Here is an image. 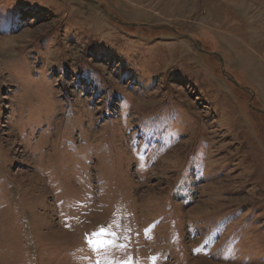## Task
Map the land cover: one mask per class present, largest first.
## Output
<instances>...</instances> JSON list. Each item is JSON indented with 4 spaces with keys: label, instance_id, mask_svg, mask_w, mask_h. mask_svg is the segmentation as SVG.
I'll return each instance as SVG.
<instances>
[{
    "label": "rangeland",
    "instance_id": "1",
    "mask_svg": "<svg viewBox=\"0 0 264 264\" xmlns=\"http://www.w3.org/2000/svg\"><path fill=\"white\" fill-rule=\"evenodd\" d=\"M95 1L0 0V264H264V0Z\"/></svg>",
    "mask_w": 264,
    "mask_h": 264
},
{
    "label": "water",
    "instance_id": "2",
    "mask_svg": "<svg viewBox=\"0 0 264 264\" xmlns=\"http://www.w3.org/2000/svg\"><path fill=\"white\" fill-rule=\"evenodd\" d=\"M86 1L96 3L95 0H86ZM118 21H119L120 23H123V22H121L120 20H118ZM123 24H127V23H123ZM131 24H132V25H136V23H131ZM141 25H147V24H141ZM153 28H155V27H153ZM186 37H188V38H190V39L192 40V38H191L189 35H186ZM192 41H193V43H195L194 40H192ZM197 47H198V46H197ZM198 49H199L200 51L206 52V51H205L204 49H202L201 47H198ZM212 54H213V53H212ZM217 55H218V57H219V60H220L221 63H222V70H223V72H224L226 78L229 79V80H231L235 85L240 86L239 83H238V81H237L236 79H234L232 76H230V75L225 71V64H224V60H223L222 56H220L219 53H218ZM241 88L245 89L244 87H241ZM253 98H254V93H252V98H251V101L249 102L250 106H251L253 109H256V110H258V111H260V112H264L263 110H261V109H257V108H255V107L252 106V99H253Z\"/></svg>",
    "mask_w": 264,
    "mask_h": 264
},
{
    "label": "bare ground",
    "instance_id": "3",
    "mask_svg": "<svg viewBox=\"0 0 264 264\" xmlns=\"http://www.w3.org/2000/svg\"><path fill=\"white\" fill-rule=\"evenodd\" d=\"M11 40H15V39H11ZM16 41V40H15ZM14 43V42H13ZM9 44V42L7 43V42H0V46H7ZM12 44V43H11ZM10 44V45H11Z\"/></svg>",
    "mask_w": 264,
    "mask_h": 264
},
{
    "label": "trees",
    "instance_id": "4",
    "mask_svg": "<svg viewBox=\"0 0 264 264\" xmlns=\"http://www.w3.org/2000/svg\"><path fill=\"white\" fill-rule=\"evenodd\" d=\"M226 69H227V67H226ZM233 76H234V75H233ZM237 80H238V81H240V78H239V77H237Z\"/></svg>",
    "mask_w": 264,
    "mask_h": 264
}]
</instances>
